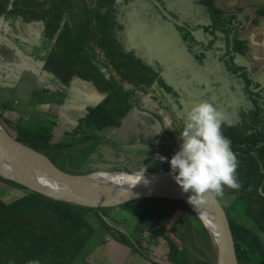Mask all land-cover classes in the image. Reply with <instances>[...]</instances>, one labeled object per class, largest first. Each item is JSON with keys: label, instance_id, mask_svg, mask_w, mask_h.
Listing matches in <instances>:
<instances>
[{"label": "trees", "instance_id": "16d2710c", "mask_svg": "<svg viewBox=\"0 0 264 264\" xmlns=\"http://www.w3.org/2000/svg\"><path fill=\"white\" fill-rule=\"evenodd\" d=\"M112 1L0 0V28L6 21L19 15L26 20H43L45 26L43 40L50 42L54 39L45 68L52 71L64 85H70L75 78H79L80 82L104 95L98 104L89 106L86 115L71 132L75 136L81 133V137L77 136V140L71 144L75 146L73 147L75 150H79V140L97 139L101 142L107 129L119 127L129 111L136 106L141 108V104L144 103H140L137 96L151 88L150 84H153L159 75L151 66L136 57L133 50H124L117 40L115 33L119 24L116 14L106 8ZM258 13L264 16V6ZM105 67L115 75L105 74L103 71ZM130 85L135 88H130ZM137 86L140 90L136 89ZM41 93L40 90L35 92ZM17 123L21 134L18 137L12 135L24 144L46 154L61 167L58 162L64 157V146L51 140L55 122L37 120L36 123L28 125L26 121L18 120ZM223 133L226 136L224 131ZM95 143L97 142H92L91 146ZM84 145L81 143V146ZM0 179L23 186L1 175ZM24 188L27 190L26 194L10 202L0 198V264H31L33 261H38L39 264H75L79 261L78 255L99 229L98 226H94L93 220L97 219L106 233H111V230L115 229L113 226H118L116 224H120L121 220L129 225L136 221L135 225L126 228L133 234L137 226L136 228L145 233L146 230H150L149 227L155 218L162 228H166L172 216L171 211L176 207L182 209L179 224L177 221V224L182 226V231L176 230L179 227L175 224L172 228L177 231L176 236L181 244L168 238L169 260L174 264H216L217 246L204 224L201 223L203 226L201 235L205 239L204 249L184 245L188 236L193 238L192 221L201 220L183 200L151 197L131 200L120 206L91 208ZM235 192L236 190L226 189L229 195ZM255 197L258 198L256 202L260 201L264 205V197L260 194H256ZM253 200H255L253 196L241 198L240 203L247 209V203ZM235 204L231 203L224 207L226 211L228 208L232 211V215L228 216L236 243V238H241L237 231L239 223L233 217ZM117 207H124L127 213L111 212L108 216H103L109 209ZM127 215L132 216L134 222ZM260 222L264 226V219ZM134 231L136 234L133 237L137 239L138 232ZM120 234L123 238H128L122 232ZM246 241L249 242V239H244L242 244L245 245ZM194 243L197 244L195 241ZM195 252L201 256L197 257ZM261 259L264 263V253L261 254Z\"/></svg>", "mask_w": 264, "mask_h": 264}, {"label": "flooded vegetation", "instance_id": "af4514ba", "mask_svg": "<svg viewBox=\"0 0 264 264\" xmlns=\"http://www.w3.org/2000/svg\"><path fill=\"white\" fill-rule=\"evenodd\" d=\"M225 1L231 8H221L219 0H113L112 3L119 24L117 33L121 30L117 40L121 44L132 46L130 27L133 21L154 30L174 26L182 36V44L194 54L196 64L204 69L193 74L207 76L205 81L210 90L205 98L215 99L218 104L215 106L224 113L222 130L232 141V149L239 159L236 175L241 187L233 195L227 194L226 188L225 195L232 197V201L223 204L226 207L236 202L233 217L239 223L238 236L249 239L243 245V240L236 238L238 261L239 264H264L261 259L264 226L260 222L264 219V205L256 202L258 198L255 197L256 194L264 197V54L256 51L247 36L250 25L264 17L258 13L264 0H245L246 3L232 0L231 4L229 0ZM146 41L152 46L158 42L153 38H146ZM144 55L141 52L138 57ZM152 65L160 75L162 67L156 63V58ZM172 66L181 69L175 64ZM160 82L165 91L159 92V107L153 104L148 110L163 121L169 117L174 132L180 133V123L184 125L187 121L183 106L178 104L181 96L174 90L177 82L159 77ZM177 144L181 146L182 140ZM251 196L255 200L247 203V209L243 208L241 198Z\"/></svg>", "mask_w": 264, "mask_h": 264}, {"label": "crops", "instance_id": "0c3cea01", "mask_svg": "<svg viewBox=\"0 0 264 264\" xmlns=\"http://www.w3.org/2000/svg\"><path fill=\"white\" fill-rule=\"evenodd\" d=\"M14 19L8 20V22L12 23ZM43 31L44 28L40 31V44H36L38 47L36 52H43L47 46H50V50L48 52L44 51L45 54H43L42 58L40 57L44 62H47V55L52 50L54 39L50 42L41 40L43 38ZM145 31L144 36H149L151 28H147ZM154 31L165 36L167 35V28L165 27H161L160 29L156 27ZM119 34L116 29L115 35L119 37ZM158 43L159 42L154 45H159ZM133 45L134 44L132 43V46H129V49L126 51L133 50L134 52H137L138 54H135L136 57H138L139 53H144L142 50L145 45L143 40L135 44V46ZM35 48L36 47H34V49ZM19 52L21 51L19 50L18 53ZM189 53L193 56L194 60H192V57L187 59L184 56L182 62L178 63L173 56V63H178V66L181 69H176V66H174V68L167 74L168 79H175L177 82L174 85V90L177 95L181 96V102H178V99L177 102L180 106H183L186 116L192 107L206 100L205 97L208 96L210 90V86L205 81L208 79L207 76H204L205 74H193L196 70L204 69L196 64V58L190 50ZM14 55L16 54L11 49H7L4 44L0 43V121L4 119L1 121L2 123L4 122L3 126L12 134V131L9 130L8 124L9 126H12L13 120L15 126L18 124V120L26 121L28 125L36 123L37 120L46 123L55 122L52 129V142L61 144L62 146H72L71 144L77 140L75 137L78 136L79 138L81 133H77L75 136L71 132L75 130L80 119L86 115L89 106L98 104L104 98V95L97 89L80 82L79 78H75L70 85H64L63 82L56 78V75H54L52 71L44 68L46 63L43 64L42 71L41 67L34 65L30 60L17 62ZM151 55L155 56L153 52H151ZM19 58L21 59L22 57ZM44 58H46V60ZM21 62L25 65L29 62L30 65H24V67L17 68V65ZM144 63L146 62L144 61ZM179 64H182V66ZM103 71L107 75H115L114 72L112 71L111 73V70L107 67L103 68ZM159 77L165 78L159 75L156 79L157 81L159 80ZM154 82L153 87L146 92L150 94L149 99H151L152 102L158 101V103H160L158 99L159 92H164L165 90L163 91L164 88L161 86V82L160 84L158 83L159 81L156 83ZM25 86L26 90L23 91ZM36 90H40L42 93L35 94ZM171 93L172 92H170V94ZM209 102L218 105L215 99ZM138 108L140 109V107ZM134 126L136 129L138 125ZM132 132L135 133L133 130ZM87 141L89 142L87 145L90 147L92 142H100L97 139L96 141L79 140L78 149H82L83 146H81V143L85 144ZM104 142L105 141H101V143ZM136 159L137 156L135 154L130 157L129 161L131 163ZM125 165L127 164L124 163V168L126 167ZM92 223L95 227L98 226L97 228L99 229L78 255L80 261H77L75 264H166L145 253L138 242L129 237L126 239L123 238L120 234V232H123L121 224H119L121 226H113L119 232L112 229L111 233H106L105 229L101 227L102 225H100V222L97 219L93 220ZM135 224L136 221L130 225ZM98 254L100 259L98 258L94 263L93 260ZM155 255L157 256L156 253ZM165 255L166 257L168 256V254ZM167 259L169 260L168 257Z\"/></svg>", "mask_w": 264, "mask_h": 264}, {"label": "rangeland", "instance_id": "374dc122", "mask_svg": "<svg viewBox=\"0 0 264 264\" xmlns=\"http://www.w3.org/2000/svg\"><path fill=\"white\" fill-rule=\"evenodd\" d=\"M232 2V0L228 1L229 4H231ZM244 3H246L245 0ZM218 4L219 6H221V8L223 7L224 9L231 8L225 0H219ZM114 6L115 5L110 2V4H108L106 8H108L109 11H114ZM7 22L8 21H6L0 28V33H2L0 34V43L4 44L7 49H11L16 54L14 55V57H16L17 62H20L22 60H30L34 65L41 67V70L43 71V64L46 62H44V60L41 58L43 54H45L44 51L48 52L50 50V46H47L43 52L41 51L42 53L36 52V50L38 49L36 44H40V31L43 30V28L45 30L43 20H26L22 15H19L14 19L12 23ZM250 26L251 27L247 33V36L251 40V44H254V46H256V51L264 54V17H260L259 21H256L254 25ZM41 40H43V38ZM258 42L261 43V45H259ZM34 47L36 48L34 49ZM127 48L129 49V47L123 45L124 50H126ZM15 49H19L21 51L19 53L21 54H19L18 50ZM19 57L22 58L20 59ZM139 58L142 62L150 60L148 55H144ZM44 59L46 60V58ZM24 65L25 64L21 62L17 65V68L24 67ZM26 65H30V63L28 62ZM158 81L156 80L154 83ZM150 85L153 84L151 83ZM130 88L135 87L130 85ZM136 89H139V87L137 86ZM25 90L26 86L23 88V91ZM149 97L150 94L148 92H143L140 96H137V99L140 100V103H144L141 104L142 108H133L132 110L136 111H129V113L123 118L122 124L119 127H110L109 129H107L103 133L104 137L102 139V141H105L106 143L97 142L94 146L90 147L89 145H87L89 143L87 141L85 142V145L82 147V149H80V151L75 150L73 148L75 146L73 145L64 146V157L59 159L58 164L61 165L63 170L75 174H86L97 171L111 172L114 170H121L124 166V163L127 164L125 165V170L129 172H133L136 170H144L148 172H172L170 160L172 156L180 149V144L177 143H180V140L182 139L180 138V133L174 132V127L172 126L171 119L169 117L166 116L165 120L163 121L162 117L148 110L149 108H153V104L159 107V105L157 104L158 101L152 102ZM3 120L4 119H2L1 121ZM1 121L0 123L3 125L4 122L2 123ZM134 125H138L136 129ZM180 126L181 128H183V125H181V123ZM8 127L9 130L12 131V134L14 136H20L21 133L18 130L19 127H17V125L15 126L14 120L12 126H9L8 124ZM132 130L135 133H133ZM71 154L74 156H72ZM135 154L137 156V159L130 163V157L134 156ZM161 156L167 157V160L162 161L160 159ZM109 163H111L112 165ZM26 192L27 190L23 186L0 179V198H2L3 200L10 202L25 195ZM219 199L222 200V204L224 205H227L230 201H232V197L226 196L225 194ZM126 210L127 209H125L124 207H117V209L113 210L109 209L107 211V214H103V216H108L109 214H111V212H120L121 214H126ZM228 210L229 214L227 213V215L231 216L232 211L228 208L227 212ZM181 212L182 209H180L179 207H176L171 211L172 216L168 224L166 225V228H162L158 219L155 218L152 226L149 227L152 231L151 236L149 230H146L145 233H142L141 229L136 228V226L134 230L138 232L137 239L133 237V235L136 234L134 230L132 234V231L127 228L125 229V227H128L130 225L121 220L120 224L122 225V233L138 242L141 245L142 250L145 253L155 257V259H159L166 264H174L172 261L167 259L168 256L166 257L165 254H167L168 250L170 249L168 238H171L178 242V244H181L176 236L177 231L172 228V225L175 224L177 225V227H179L176 230L182 231V226L178 225V220H180L179 218L181 217ZM127 216H129L130 220L134 222L132 216ZM192 223L193 232H191V235L194 239L191 236H188L187 240L184 242V245L186 244L189 247H201L204 249L205 239L203 238V235H201L203 233L202 224L204 223L202 220L201 222L194 220L192 221ZM116 225L121 226L119 224ZM212 237L214 239L213 235ZM194 241L197 244H195ZM155 253L157 254V256L155 255ZM195 255L197 257L201 256L200 253L197 254L196 252ZM98 258L100 259L99 254L95 257L93 262Z\"/></svg>", "mask_w": 264, "mask_h": 264}, {"label": "water", "instance_id": "95a60500", "mask_svg": "<svg viewBox=\"0 0 264 264\" xmlns=\"http://www.w3.org/2000/svg\"><path fill=\"white\" fill-rule=\"evenodd\" d=\"M166 28V36L156 33L154 29H151L149 36H144L147 27L139 25L137 21H133L130 27V38L133 40V46L138 43L137 39L143 40L145 45L142 50L149 56V65L153 66V58H156V63L162 67L160 68V76L165 78L174 68L172 66L174 65L173 56L178 63L182 62L184 56L187 59L192 57L194 60L188 48L182 44L180 32L174 26ZM146 38L156 39L159 45L148 44ZM151 52L155 56H152ZM178 63L175 64L178 66ZM179 65L182 66V64ZM166 84L169 85L168 82ZM122 171L129 174L144 172L148 174V177L133 183L121 184L106 183L105 181L109 180L96 175L100 171L86 174L67 172L46 154L19 141L0 123V175L31 191L91 208L120 206L131 200L151 197L178 199L183 200L199 216L193 206L188 203V197L192 194L191 191L184 193L174 179L178 173L144 170L129 172L125 170L124 166L121 170L111 172ZM198 209L208 213L217 226L216 234L218 236L215 237L201 219L215 238L217 246L216 264H239L229 217L221 200L217 198L215 202L206 203Z\"/></svg>", "mask_w": 264, "mask_h": 264}, {"label": "clouds", "instance_id": "9594fccd", "mask_svg": "<svg viewBox=\"0 0 264 264\" xmlns=\"http://www.w3.org/2000/svg\"><path fill=\"white\" fill-rule=\"evenodd\" d=\"M186 121L180 132L182 144L170 165L172 173H178L174 179L183 192L191 191L188 203L196 210L223 197L226 188L241 187L236 175L239 159L232 141L222 130L224 113L213 103L205 100L192 107ZM160 159L164 161L167 157Z\"/></svg>", "mask_w": 264, "mask_h": 264}, {"label": "bare ground", "instance_id": "6f19581e", "mask_svg": "<svg viewBox=\"0 0 264 264\" xmlns=\"http://www.w3.org/2000/svg\"><path fill=\"white\" fill-rule=\"evenodd\" d=\"M98 177L106 178L109 181H105L106 183H133L139 179L147 178L148 174L142 173H135L129 174L127 172H107V171H100L96 174ZM200 218L206 223L209 229L213 232V235L217 237V226L214 219L206 212L202 211L201 209H196ZM215 240V238H214Z\"/></svg>", "mask_w": 264, "mask_h": 264}]
</instances>
